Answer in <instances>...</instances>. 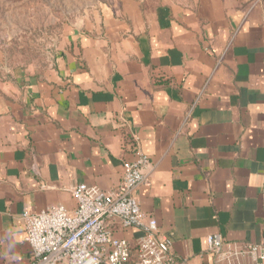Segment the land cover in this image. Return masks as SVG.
Masks as SVG:
<instances>
[{"label": "crops", "instance_id": "obj_1", "mask_svg": "<svg viewBox=\"0 0 264 264\" xmlns=\"http://www.w3.org/2000/svg\"><path fill=\"white\" fill-rule=\"evenodd\" d=\"M137 152L172 264H226L214 232L264 243V0H123L42 70L0 74V264L29 262L25 211H73V186L114 189Z\"/></svg>", "mask_w": 264, "mask_h": 264}, {"label": "built area", "instance_id": "obj_2", "mask_svg": "<svg viewBox=\"0 0 264 264\" xmlns=\"http://www.w3.org/2000/svg\"><path fill=\"white\" fill-rule=\"evenodd\" d=\"M149 162L146 153L137 152L135 159L123 163L122 179L109 191L76 184L71 190L76 202L71 212L62 204L36 213L25 211L28 264H172L170 239L157 232L156 220L143 212L135 195L138 186L149 183L145 171ZM116 229L139 233L134 249L127 239L115 235ZM207 247L218 262L264 264L261 242L230 247L214 232L207 237Z\"/></svg>", "mask_w": 264, "mask_h": 264}, {"label": "rangeland", "instance_id": "obj_3", "mask_svg": "<svg viewBox=\"0 0 264 264\" xmlns=\"http://www.w3.org/2000/svg\"><path fill=\"white\" fill-rule=\"evenodd\" d=\"M121 1L0 0V74L42 70L69 32L96 22Z\"/></svg>", "mask_w": 264, "mask_h": 264}]
</instances>
